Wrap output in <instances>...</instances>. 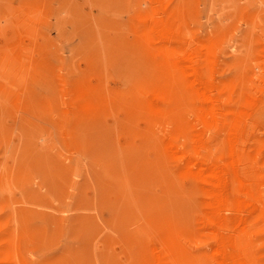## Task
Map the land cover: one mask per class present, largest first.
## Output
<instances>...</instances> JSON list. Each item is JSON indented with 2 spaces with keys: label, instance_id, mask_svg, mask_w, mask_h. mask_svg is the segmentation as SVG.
<instances>
[{
  "label": "rangeland",
  "instance_id": "obj_1",
  "mask_svg": "<svg viewBox=\"0 0 264 264\" xmlns=\"http://www.w3.org/2000/svg\"><path fill=\"white\" fill-rule=\"evenodd\" d=\"M0 264H264V0H0Z\"/></svg>",
  "mask_w": 264,
  "mask_h": 264
}]
</instances>
